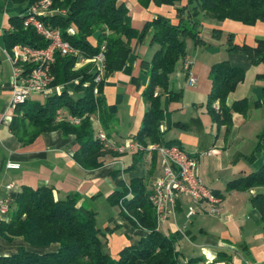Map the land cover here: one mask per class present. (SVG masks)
Segmentation results:
<instances>
[{"label": "crops", "instance_id": "1", "mask_svg": "<svg viewBox=\"0 0 264 264\" xmlns=\"http://www.w3.org/2000/svg\"><path fill=\"white\" fill-rule=\"evenodd\" d=\"M188 1L182 0L179 6ZM191 1L196 5L197 0ZM117 3L126 7L131 26L138 31L158 15L178 23V5L156 6L151 3L143 7L138 0H117ZM14 9V14L18 15L22 7L15 6ZM2 16L0 46L6 56L2 35L9 26L11 15ZM195 21L200 25L198 31L203 45L195 46L190 38H186L185 61L190 63V73L196 77V83L187 85V73L183 70L185 61L179 60L169 76L168 89L173 94H180V99L170 101L165 93L161 96L163 119L160 132L162 144L178 145L197 159L199 177L220 198L219 212L215 215L207 213L209 206L205 204L196 214L187 217L192 202L183 196L176 201L173 213L158 230L175 238L179 264H190V261H197V264H264V220L251 204V198L264 193V188L227 190L230 182L264 166V139L260 142L259 152H255L259 136L264 132V79L260 78L264 75V63L253 65L246 54L229 51L228 35L234 45L253 48L257 40L264 39V22L252 26L232 20L218 22L203 13ZM215 31L220 35L216 36ZM150 33L149 30L144 37L137 36L132 40V52L125 65L104 80L103 99L107 106L115 109V117L108 129H103L98 118H94V139L98 131H102L108 142L115 146L135 139L147 110L142 94L149 76L143 63L149 62L158 49V45L152 43ZM89 42L96 45L95 35L89 38ZM220 62L244 71L243 81L229 94L226 106L230 108L243 99L248 102L246 112H232L227 125H218L207 112L210 68ZM11 75L10 62L7 66L0 61V202L10 206L23 188L48 187L56 200L70 198L77 207L95 213L96 227L104 234L103 250L116 259L121 249L145 237L146 231L133 227L125 219L120 206L110 205L108 197L119 191L121 184L129 186L137 179L143 181L149 192L155 179L161 175V156L157 152L127 150L120 155L112 152L100 159L98 168L88 170L73 158L79 148L73 135L55 130L41 133L29 142H21L9 128L15 116L9 108ZM44 100L41 96H32L24 109ZM257 103L260 106H256ZM60 114L69 113L61 110ZM209 150L213 151L209 156L201 155ZM9 163L17 164L18 168H8ZM7 221V214L0 211V225ZM22 247L46 253L56 251L58 246L34 248L21 237L8 242L0 236V257L15 255Z\"/></svg>", "mask_w": 264, "mask_h": 264}, {"label": "trees", "instance_id": "2", "mask_svg": "<svg viewBox=\"0 0 264 264\" xmlns=\"http://www.w3.org/2000/svg\"><path fill=\"white\" fill-rule=\"evenodd\" d=\"M7 1L22 7V14L38 0ZM138 1L143 7L151 3L156 6L178 5V23L174 24L168 17L158 15L138 31L131 26L126 7L118 4L117 0H52V8L57 12L41 20L46 26L58 29L63 39L77 48L86 59L99 54L103 45L104 78L95 84L97 71L93 63L76 70V58L55 54L52 87L61 86V93H53L43 102H35L27 109H24L26 103L16 108L9 128L17 139L25 143L41 133L61 130L64 134L73 135L79 145L73 155L75 162L84 169L98 168L101 165L100 159L112 154V150L104 148L103 144L94 139L90 118L97 117L103 129H108L115 117V109L107 106L103 99L104 80L125 65L132 52V40L137 36L144 37L150 30L151 41L158 45V49L149 62L143 63L149 76L142 94L147 110L135 140L142 145L162 144L161 96L165 93L169 95L170 101L180 99V94H173L168 89L169 76L175 71L178 61L186 56V38H190L195 46L203 45L198 31L200 25L195 21L197 16L203 13L218 22L232 20L249 26L264 22V0H197L196 5L189 0L184 6H179L182 0ZM20 14L8 19L9 26L2 35L5 50L10 52L18 44L32 48L46 47L47 42L32 28H24ZM70 25L76 28L73 35L67 31ZM214 33L220 35L219 31ZM94 35L95 46L89 42V38ZM227 45L229 51L246 54L253 65L264 63V39L257 40L255 47L249 48L234 45L232 37L228 35ZM243 78L244 71L227 62L211 66L207 112L218 125H227L232 112H246V99L233 103L230 108L226 106L227 97ZM260 78L264 79V75H260ZM74 80L78 82L74 86V93L69 94L67 86ZM94 88L98 90L97 96ZM73 94L81 95L74 97ZM215 102H218L217 110L213 107ZM61 110L79 118L80 123L74 125L68 121L58 122ZM262 139L264 132L259 136L256 153L260 150ZM256 187L264 188V166L230 182L227 190L246 191ZM108 202L112 206H120L125 219L133 227L146 231L145 237L121 249L116 259L103 250L104 234L96 227L94 212L77 207L70 198L56 200L48 187L35 190L23 188L7 208L8 221L0 225V236L8 242L21 237L34 248H45L52 244L58 247L56 251L46 253H36L22 247L15 255L0 257V264H179L176 240L158 230L155 212L148 201V192L142 180H132L129 186L121 184L120 190L108 197ZM251 204L260 212L261 220H264V193L253 196ZM189 263L197 264V261Z\"/></svg>", "mask_w": 264, "mask_h": 264}, {"label": "built area", "instance_id": "3", "mask_svg": "<svg viewBox=\"0 0 264 264\" xmlns=\"http://www.w3.org/2000/svg\"><path fill=\"white\" fill-rule=\"evenodd\" d=\"M57 10L52 9V0H38L31 4L25 12L20 14L24 28H32L40 37L47 42L44 48H32L28 45L18 44L10 52L5 50L6 56L11 64L12 75L10 79L11 100L9 108L15 111L20 105L27 103L32 96H41L47 98L55 93L59 95L62 87H52L54 76L52 74V65L54 64L55 54L63 57H74L76 64L80 62L93 63L97 74L94 83L99 84L103 80L104 73V46L100 47V52L92 59H86L81 52L73 47L68 41L64 40L61 32L49 26H46L41 18L54 14ZM70 35L75 34V30L68 28ZM183 70L187 73V85L193 86L196 83V77L190 73V63L185 61ZM95 96L98 95L97 88H94ZM214 108L217 110L218 106ZM96 117H91L90 120ZM58 121H68L74 125L80 123V119L69 114L58 115ZM97 139L103 146L119 150H132L141 145L135 141H128L121 146L110 144L106 135L102 131L95 133ZM140 145V146H139ZM148 150L156 151L161 156V175L153 182L148 192V201L152 205L157 227H159L170 214L173 213L176 201L180 197H188L195 208L189 210L187 217L196 214L203 205H208L207 213L215 215L219 212L218 204L220 198L216 196L202 182L197 173L198 161L195 157L189 155L184 149L175 144H153ZM212 150L202 153V156H209ZM8 168L16 169L17 164L9 163ZM10 188V186H8ZM7 204L0 202V211L6 213Z\"/></svg>", "mask_w": 264, "mask_h": 264}, {"label": "rangeland", "instance_id": "4", "mask_svg": "<svg viewBox=\"0 0 264 264\" xmlns=\"http://www.w3.org/2000/svg\"><path fill=\"white\" fill-rule=\"evenodd\" d=\"M15 6H13V5H11V4H9L8 3V1L7 0H0V32H1V25H2V18H3V16L2 15H5V14H7V15H11V16H14V15H17V14H14L15 13ZM53 9V8H52ZM22 11V10H21ZM20 11V12H21ZM19 12V13H20ZM70 27H72L74 30H75V33H76V28L74 27V26H69V28ZM5 29H6V27H5ZM1 45V44H0ZM103 46V45H102ZM183 60L185 61V57L183 58ZM0 61L1 62H3V64L4 63H6V65L8 66V64H9V62L7 63V61H8V59L6 58V56L1 52V46H0ZM183 61V62H184ZM89 63H91V62H89ZM185 63V62H184ZM88 63H86V62H78L76 65H75V69L77 70V69H80V68H83L84 66H86ZM93 67L94 68H96L95 66H94V64H93ZM104 74H105V67H104V73H103V78H104ZM77 80H74L73 82H71L70 84H68V86H67V90H68V92H69V94H72V93H74L73 92V89H74V86L77 84ZM73 85V86H72ZM72 86V87H71ZM74 95V94H73ZM74 96H77V94H75ZM79 96V95H78ZM215 105H217L218 106V102H215L214 103V105H213V107L215 106ZM60 115V114H59ZM58 118V117H57ZM57 121H58V119H57ZM91 121V123H92V125H93V122H94V119H92V120H90ZM59 122V121H58ZM135 140V139H134ZM136 141V140H135ZM153 144H155V143H147L146 145H142V144H140L139 146L140 147H136V148H134V149H132V150H130V151H136V152H138V153H152V152H156V151H152V150H148V148L150 147V146H152ZM104 148H106V149H109V150H112V152H115L117 155H120V154H123V153H125L127 150H125V151H122V152H120L119 150H115V149H113V148H108V146H103ZM195 206L196 205H194V203H192V205H190L189 207H188V209L189 208H191V209H194L195 208ZM121 208V207H120ZM122 209V208H121ZM190 209V210H191ZM189 212V211H188ZM187 212V213H188Z\"/></svg>", "mask_w": 264, "mask_h": 264}]
</instances>
